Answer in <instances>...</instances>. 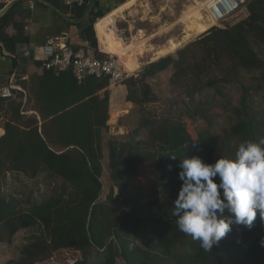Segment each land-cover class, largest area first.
<instances>
[{
	"label": "trees",
	"instance_id": "16d2710c",
	"mask_svg": "<svg viewBox=\"0 0 264 264\" xmlns=\"http://www.w3.org/2000/svg\"><path fill=\"white\" fill-rule=\"evenodd\" d=\"M83 5L71 9L77 20L88 12ZM196 10L194 6L183 12L186 23ZM245 10L246 19L224 28L213 27L215 22L200 12L186 24L179 41L171 39L170 46L176 51L208 31L182 50L152 60L138 78L123 82L127 101L144 113L145 105L159 101L152 78L165 75L171 105L187 114L155 123L142 115L132 139L109 143L111 180L118 192L114 196V188L109 190L108 204L98 203L103 191L101 140L108 128V93L97 96L108 87L107 77H87L79 83L70 73L63 105L47 112L36 107L41 122L23 116L21 102L0 98L2 106L6 103L7 120L0 137V243L22 229L38 227L42 233L23 248L19 260L5 264H46L58 255L62 259L52 264H264L260 243L264 222L259 213L251 229L233 224L210 252L182 233L173 215L182 185L181 159L199 157L208 164L234 159L240 143L264 138V58L249 41L252 37L264 45V0H250ZM8 17H0V30ZM102 27L95 28L103 52L142 56L147 51L146 47L135 51L120 40L106 42ZM90 33V45L96 49L91 25L86 31ZM50 98L40 99L50 103ZM117 103L118 98L113 99L111 113L119 111ZM195 122L203 127L196 128ZM41 171L46 173L44 190L37 194L26 184H5L8 173L35 179ZM142 229L155 240L149 251L141 250L134 240ZM112 231L115 236L110 238Z\"/></svg>",
	"mask_w": 264,
	"mask_h": 264
},
{
	"label": "crops",
	"instance_id": "0c3cea01",
	"mask_svg": "<svg viewBox=\"0 0 264 264\" xmlns=\"http://www.w3.org/2000/svg\"><path fill=\"white\" fill-rule=\"evenodd\" d=\"M144 1L145 0H86L83 6L88 7V12L81 19L77 20L71 9L76 10L80 6L71 8L64 6L58 1L48 0L47 2L46 0H35L34 9L32 11H26L22 9L24 0H11L6 3L0 0V17L5 14L9 15L5 28L0 30V87L2 88L9 84H13L15 90L12 92L11 99L16 102H21V114L26 117L35 116L36 119L41 122L40 116L36 112L37 108L47 112L55 110V106L63 105L62 101L66 96H64V93L70 90L67 86L68 84L70 85L71 74L74 75L71 69L65 71L52 70L53 73L49 74L51 69L46 65L43 46L48 43L53 45L61 44V46L65 48L63 51L65 55L72 54L73 56L84 55L95 57V53L98 52L101 54L99 58H102L108 53L101 50L100 40L95 27L100 20L104 19V24L107 26L106 31L113 32L122 40L131 38L130 45L133 50L136 51L139 48L146 47L144 44L146 39L150 41L155 35H151L145 39L142 29L135 28V30H133V24L128 19L129 14H131V16L134 15V9H131V7L138 2ZM90 12L93 13L92 16H89ZM187 17L182 14L179 18L178 22L183 25V28L186 27ZM91 19L93 20L92 23H90ZM90 25L96 40V49L90 45L91 33L89 35L86 34ZM169 30V28L161 30L158 32V36L161 33H167ZM136 31L137 35L134 36L133 34ZM171 39L157 51L153 50L151 57H149L147 61L143 62L142 60L144 59V54L148 52H144L142 56H139L140 68L137 70L138 73L143 67L151 63V59L156 55L158 57H163L169 49L171 52H174L170 46ZM3 40L8 48L14 47L13 52L5 48L2 42ZM153 61L156 60L153 59ZM83 80L77 81L81 83ZM105 91L108 93V128L107 131L102 132L101 144L103 159L101 161V181L104 191L107 189L109 192L111 188H114L115 194L118 191L117 188L113 187L111 169L109 166V143L113 142L111 134L116 130L121 131L128 129L129 117L134 116V109L137 106L127 101V88L123 83L112 84L109 82L108 87L99 91L97 96L102 98ZM38 92L39 97H36ZM46 95L51 97L50 103L43 102V100L40 99L41 96ZM72 97L73 94H69V98L72 99ZM117 98L118 109H116L119 111L111 113L113 99L117 100ZM5 104H3V106L0 104V137L5 133L4 125L7 122L3 109L5 108ZM111 118H115L116 121L110 123ZM40 174L46 175L44 171H41ZM10 176L17 177L20 180L23 178L20 174L8 173L6 179L7 177L10 178ZM106 178L108 181H105Z\"/></svg>",
	"mask_w": 264,
	"mask_h": 264
},
{
	"label": "clouds",
	"instance_id": "9594fccd",
	"mask_svg": "<svg viewBox=\"0 0 264 264\" xmlns=\"http://www.w3.org/2000/svg\"><path fill=\"white\" fill-rule=\"evenodd\" d=\"M179 168L182 185L173 215L178 229L205 252L212 251L233 224L251 229L257 213L264 222V138L240 143L234 159L208 164L199 157L185 158ZM260 243L264 246V240Z\"/></svg>",
	"mask_w": 264,
	"mask_h": 264
},
{
	"label": "rangeland",
	"instance_id": "374dc122",
	"mask_svg": "<svg viewBox=\"0 0 264 264\" xmlns=\"http://www.w3.org/2000/svg\"><path fill=\"white\" fill-rule=\"evenodd\" d=\"M197 1L199 2L200 0H145L144 2H138L136 3V5L134 4V6L131 7V9L132 8L134 9V12H133L134 15L131 16V14H129L128 19L133 24L132 29L133 30H135V28L142 29L143 36L145 39L151 35H155V37L152 38L150 41L146 39L144 43L146 45L145 50H147L146 52L148 53L144 54V59L142 60L143 62L147 61L148 58L151 57L153 50L157 51L161 46H164L169 39L172 38L175 41H179L181 39L184 28H183V25L178 22L179 18L182 16L183 12L188 7L196 6L195 3ZM202 15L203 16L205 15L204 10L202 11ZM247 15H248V12L247 10L244 9L243 12L233 16L232 18H230V20L227 21V23L222 24V26H218V27L224 28L225 26H232L236 24L237 22L246 19ZM166 28H169L170 30L165 34L161 33L158 36V32ZM205 32L200 33L199 36H197L193 40L189 41L186 44H183L181 47L177 48L176 51L182 50L183 48H185L186 45L197 40ZM133 35L136 36L137 31ZM130 39L131 38L123 39V41L129 44L128 42L130 41ZM249 41L251 43L252 48L257 53V55L260 58H264V45L259 44L252 37L249 39ZM169 51L171 52L170 49L168 50V52ZM176 51L168 55H167L168 52H166L163 57L162 56L158 57L156 55L151 60L153 59L158 60L160 58H164L165 56L174 54ZM143 69L144 67L139 73L138 71L134 73L137 76V78H138V75H140L143 72ZM163 76L165 75L156 76L152 78L151 80V84L153 86L154 92L158 96L159 101L152 103V104L145 105L144 113L140 112L139 109L136 107L134 109V112H135L134 116L129 117L128 129L121 130V131L116 130L115 132L113 131L111 134L112 140L116 142H126L132 139L135 136L133 133V130L139 118L142 115L148 116L149 118H151L152 122L155 123V122H160L163 118L171 117V118L179 119L182 115L187 114V111L184 108L176 107V106L174 107L171 105L169 101L170 87H169V84L167 85L164 84L163 81H165L164 79L166 77H163ZM171 95L172 94H170V96ZM129 124L131 125L129 126ZM195 125H196V128L198 129L203 127L202 123L195 122ZM104 131H107V130H104ZM44 177L45 175L39 174L38 178L36 179L28 180L23 177L20 180L17 177L10 176V178L7 177L5 184L9 185V183H12L13 185L15 184V186H21L22 184H26L29 190H31L34 194H37L38 192L44 190V184H43ZM13 180L15 181L14 183L12 182ZM105 181H108V179L106 178ZM6 189H8V186ZM107 194H108L107 189L105 191L104 190L102 191V195L98 201L99 205H103L106 203L108 204V202L106 201ZM116 194L117 192L114 194V196ZM114 234L115 232L112 231L109 237L110 238L114 237L115 236ZM41 235H42L41 230L38 227L22 229V230H19L14 236H12L9 241L1 242L0 243V264H5L9 261L19 260L21 258V251L23 250V248L26 245L31 244L33 242L34 237L41 236ZM134 240L136 242V245L141 250H146V251L150 250L151 246L154 244V241H155L152 234L149 231H145L143 229L138 231L137 236L134 237ZM58 257L59 258H56L54 262H56L57 259H62L61 255H58ZM54 262L49 261L48 263L52 264Z\"/></svg>",
	"mask_w": 264,
	"mask_h": 264
},
{
	"label": "built area",
	"instance_id": "2783aa9c",
	"mask_svg": "<svg viewBox=\"0 0 264 264\" xmlns=\"http://www.w3.org/2000/svg\"><path fill=\"white\" fill-rule=\"evenodd\" d=\"M11 0H3L4 3ZM45 1V0H44ZM62 3L64 6H81L86 0H54ZM207 9L204 10L205 18L213 19L216 24L214 27L222 26L230 18L243 12L246 4L250 0H207ZM35 7V0H24L22 9L32 11ZM63 48L57 44L48 43L43 46V53L47 67L53 71H65L71 69L77 78L81 81L87 76L96 78L107 77L112 84H121L127 79L136 76L134 73H128L124 70L119 59L112 54L104 55L102 58L90 56L65 55ZM15 90L13 84L6 87H0V98L9 99Z\"/></svg>",
	"mask_w": 264,
	"mask_h": 264
},
{
	"label": "bare ground",
	"instance_id": "6f19581e",
	"mask_svg": "<svg viewBox=\"0 0 264 264\" xmlns=\"http://www.w3.org/2000/svg\"><path fill=\"white\" fill-rule=\"evenodd\" d=\"M195 5L197 7V10L193 14H191L189 16L187 25L192 23L198 17L200 12H202L203 10L207 9L208 1L204 0L203 2L195 3ZM97 24L103 25L101 33L103 35V38L107 39L106 40L107 42L110 41V40H120L124 45L127 44L121 38L117 37L113 32L106 31L107 30V26L103 23V20H100ZM185 29H186V27L183 30L185 31ZM128 43H130V41ZM139 56L138 55H134V54L133 55H129L126 52L119 53V54L116 55V57L119 59L121 65L123 66L124 70L126 72H128V73H136L137 70L140 68Z\"/></svg>",
	"mask_w": 264,
	"mask_h": 264
}]
</instances>
